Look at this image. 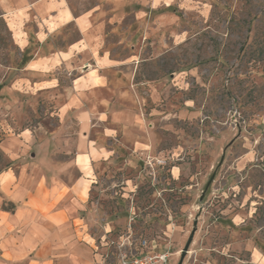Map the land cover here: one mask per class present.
Masks as SVG:
<instances>
[{"label":"rangeland","instance_id":"obj_1","mask_svg":"<svg viewBox=\"0 0 264 264\" xmlns=\"http://www.w3.org/2000/svg\"><path fill=\"white\" fill-rule=\"evenodd\" d=\"M68 3L102 27L98 53L110 59L111 86L132 90L143 106L142 129L108 120L93 132L113 154L97 166L91 192L94 234L114 226L102 254L140 251L148 240L170 264H264V0ZM60 35L66 44L78 29ZM21 61L0 18V78ZM75 75L62 70L60 81L68 87ZM52 112L0 111V168L10 161L7 135L55 128Z\"/></svg>","mask_w":264,"mask_h":264},{"label":"crops","instance_id":"obj_2","mask_svg":"<svg viewBox=\"0 0 264 264\" xmlns=\"http://www.w3.org/2000/svg\"><path fill=\"white\" fill-rule=\"evenodd\" d=\"M0 18L22 59L0 78V111L51 106L56 125L20 127L3 140L11 164L0 173V264H101L114 226L94 234L91 192L97 166L113 154L93 132L108 120L142 129L141 100L111 86L103 73L110 59L98 53L102 27L68 0H0ZM71 24L78 37L65 44L60 34ZM62 70L77 73L68 87Z\"/></svg>","mask_w":264,"mask_h":264},{"label":"built area","instance_id":"obj_3","mask_svg":"<svg viewBox=\"0 0 264 264\" xmlns=\"http://www.w3.org/2000/svg\"><path fill=\"white\" fill-rule=\"evenodd\" d=\"M150 248L153 246L149 245L148 240H144L141 242V252L131 245L129 248L120 250L113 259L110 255L104 254L101 264H170V253L148 251Z\"/></svg>","mask_w":264,"mask_h":264},{"label":"trees","instance_id":"obj_4","mask_svg":"<svg viewBox=\"0 0 264 264\" xmlns=\"http://www.w3.org/2000/svg\"><path fill=\"white\" fill-rule=\"evenodd\" d=\"M3 157V151L0 148V159ZM11 163H7L4 167L0 168V173L2 170H4L5 168H8L10 166Z\"/></svg>","mask_w":264,"mask_h":264}]
</instances>
